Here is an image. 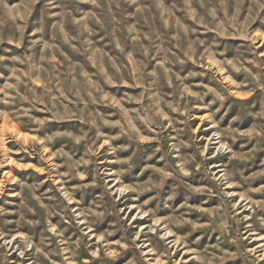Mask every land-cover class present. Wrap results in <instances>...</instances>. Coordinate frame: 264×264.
I'll return each mask as SVG.
<instances>
[{
	"label": "rangeland",
	"instance_id": "1",
	"mask_svg": "<svg viewBox=\"0 0 264 264\" xmlns=\"http://www.w3.org/2000/svg\"><path fill=\"white\" fill-rule=\"evenodd\" d=\"M0 264H264V0H0Z\"/></svg>",
	"mask_w": 264,
	"mask_h": 264
}]
</instances>
